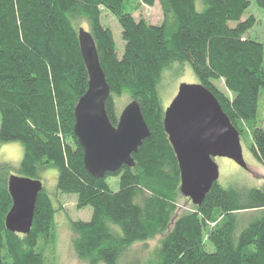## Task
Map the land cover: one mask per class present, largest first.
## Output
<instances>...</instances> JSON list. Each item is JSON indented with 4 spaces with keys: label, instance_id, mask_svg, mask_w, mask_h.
<instances>
[{
    "label": "trees",
    "instance_id": "16d2710c",
    "mask_svg": "<svg viewBox=\"0 0 264 264\" xmlns=\"http://www.w3.org/2000/svg\"><path fill=\"white\" fill-rule=\"evenodd\" d=\"M125 1L0 0V142L24 150L17 169L0 161V264H45L39 244L54 241L56 211L44 189L29 234L8 232L5 217L12 205L8 178L38 180L48 167L57 170L58 194L75 195L76 209L92 210L89 221L69 226L85 264H264V187L214 184L200 207L176 216L180 177L158 89L167 68L188 65L240 135L243 125L252 130L249 152L264 167V129L257 121L264 45L246 38L254 18L242 20L251 3L264 13V0H157L163 17L157 26L135 21ZM138 2L152 7L155 0ZM103 10L120 27V56L101 23ZM80 28L92 36L109 86L110 123L118 121L113 100L125 96L137 102L150 132L132 155L133 168L102 179L85 170L73 133L74 108L88 85ZM212 81H222L230 95ZM110 177L119 178L116 192L106 183ZM254 211L262 212L239 215ZM157 235L162 238L149 256L130 255L134 244Z\"/></svg>",
    "mask_w": 264,
    "mask_h": 264
},
{
    "label": "water",
    "instance_id": "95a60500",
    "mask_svg": "<svg viewBox=\"0 0 264 264\" xmlns=\"http://www.w3.org/2000/svg\"><path fill=\"white\" fill-rule=\"evenodd\" d=\"M80 55L88 85L74 108L73 133L83 150V164L89 175L102 179L123 166L134 167L132 155L150 136L139 105L128 103L113 126L105 103L110 95L100 66L94 40L83 28L78 30ZM163 130L179 170V194L200 207L219 179L217 158L231 160L246 169L240 134L222 111L215 96L201 84H181L175 98L164 110ZM43 186L39 180L11 175L7 190L12 205L5 228L13 234H29L34 209Z\"/></svg>",
    "mask_w": 264,
    "mask_h": 264
},
{
    "label": "rangeland",
    "instance_id": "374dc122",
    "mask_svg": "<svg viewBox=\"0 0 264 264\" xmlns=\"http://www.w3.org/2000/svg\"><path fill=\"white\" fill-rule=\"evenodd\" d=\"M125 7V11L131 13L135 21L143 20L147 24L153 26L162 23V12L157 0H155L154 6L152 7L142 5L138 0H126ZM248 17H253L255 22L246 38L256 40L264 45V13L259 11L254 4L251 3L242 20H246ZM101 23L104 27L111 30L118 55L120 56L123 51L124 43L121 40V30L116 19L103 10L101 13ZM211 83L225 95H230L225 89L222 81H212ZM181 84L196 85L198 84V80L188 65L176 63L164 71L159 84V96L164 110L175 98ZM130 102L131 101L125 96L113 100L116 108V119H118L122 109ZM257 121L259 127L264 129V94L262 91H260L258 99ZM243 129L244 134L242 135L241 133L240 135V144L243 158L246 163V170L239 168L231 160L225 158L215 159V163L218 165L219 170L217 184L224 189L233 188L237 190L264 187V167L254 159L249 152L252 130L249 126L245 125H243ZM23 153V146L20 143L0 142V161L9 163L13 168L17 169L22 160ZM37 177L42 183L44 191L53 202L56 211L53 225L55 233L54 241H52V244H39V248L44 251L45 254V264H85L84 261L79 259L72 245L74 235L69 226L71 222L89 221L92 214L91 208L86 207L78 210L76 209L77 197L75 195L58 194L56 190L58 173L55 168H44L38 172ZM106 183L113 192L119 189L118 177H110L106 179ZM195 207L196 206H193L188 199L181 197V199L178 200V211L176 212V216L181 213L191 212ZM261 212L262 211H254L240 213L239 215H247L246 217L250 218V216H259ZM221 219L222 217L218 219V222ZM161 238L160 235H157L147 242L134 244L129 249L130 255L141 257H145L146 255L149 256L158 246ZM203 240L207 245V233H203Z\"/></svg>",
    "mask_w": 264,
    "mask_h": 264
},
{
    "label": "flooded vegetation",
    "instance_id": "af4514ba",
    "mask_svg": "<svg viewBox=\"0 0 264 264\" xmlns=\"http://www.w3.org/2000/svg\"><path fill=\"white\" fill-rule=\"evenodd\" d=\"M246 170V169H245Z\"/></svg>",
    "mask_w": 264,
    "mask_h": 264
}]
</instances>
